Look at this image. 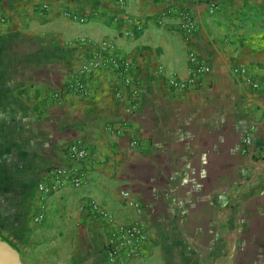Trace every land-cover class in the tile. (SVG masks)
Returning a JSON list of instances; mask_svg holds the SVG:
<instances>
[{
	"label": "crops",
	"instance_id": "0c3cea01",
	"mask_svg": "<svg viewBox=\"0 0 264 264\" xmlns=\"http://www.w3.org/2000/svg\"><path fill=\"white\" fill-rule=\"evenodd\" d=\"M191 54L211 71L175 88ZM93 61L88 94L72 92ZM235 64L264 86V0H221L214 14L207 0H0V235L22 263L108 264L111 235L139 223L146 239L116 264H264V91ZM77 140L86 184L47 196L32 224L35 182Z\"/></svg>",
	"mask_w": 264,
	"mask_h": 264
},
{
	"label": "built area",
	"instance_id": "2783aa9c",
	"mask_svg": "<svg viewBox=\"0 0 264 264\" xmlns=\"http://www.w3.org/2000/svg\"><path fill=\"white\" fill-rule=\"evenodd\" d=\"M119 4L124 6L127 0H118ZM208 12L211 14L216 13L221 4V0H207ZM45 7H47L45 5ZM71 17L74 20L84 22L85 17L79 16L76 13H71ZM158 24H165L166 15L162 14L156 19ZM181 27L183 28L187 38H191L197 34L199 30L198 18L190 11L186 10L181 13ZM191 61H196L197 66L185 77L172 76L169 78V82L175 88L186 89L195 87L198 82L197 78L204 73L211 71V66L204 60H200L198 56L191 54ZM111 64L115 66L119 71V86L129 82L127 72L130 68V63L124 58H118L111 60ZM100 62L93 61L86 65L77 77H74L69 82V89L79 94L80 96H86L88 90L85 84L84 75L91 73ZM232 73L241 80L242 83L251 85L254 90L258 92L264 91V86L260 80L253 74L251 69L244 64H235L232 66ZM56 98L60 99L61 95L56 93ZM253 137L251 131L248 132L245 138L242 140V145L252 144ZM245 150V147L244 149ZM67 160L64 164L54 166L49 170L46 177L38 178L35 182L36 197L40 200V208L37 211L30 213L29 218L32 224L40 223L44 218V199L55 191L61 190L68 186L81 187L87 182V174L84 171L82 164L90 157V151L84 145L83 141L77 140L70 144L67 149ZM131 205H134L138 211H141L139 204L131 201ZM147 232L143 225L139 223H130L120 226L112 235L108 241L109 250L107 256L108 264H116L121 251H125L127 255L136 254L142 242L146 239Z\"/></svg>",
	"mask_w": 264,
	"mask_h": 264
},
{
	"label": "water",
	"instance_id": "95a60500",
	"mask_svg": "<svg viewBox=\"0 0 264 264\" xmlns=\"http://www.w3.org/2000/svg\"><path fill=\"white\" fill-rule=\"evenodd\" d=\"M0 264H23L17 251L0 235Z\"/></svg>",
	"mask_w": 264,
	"mask_h": 264
}]
</instances>
